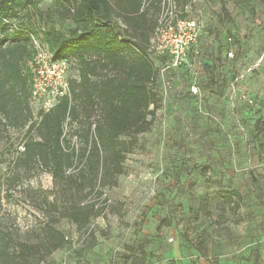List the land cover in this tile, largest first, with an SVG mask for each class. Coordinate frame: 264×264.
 <instances>
[{"label":"rangeland","instance_id":"obj_1","mask_svg":"<svg viewBox=\"0 0 264 264\" xmlns=\"http://www.w3.org/2000/svg\"><path fill=\"white\" fill-rule=\"evenodd\" d=\"M163 1L156 0L160 30L172 12L196 20L198 39L182 63L167 68L169 56L153 35L152 87L159 97L153 124L137 136L116 186L102 196L79 195L103 208L88 226L79 229L44 203L45 196L53 200L55 185L45 168L21 166L29 125L0 128V236L39 242L54 222L68 243L45 264H264V131L257 128L264 130V4L174 0L167 11ZM38 6L43 17L21 10L14 26L38 31L49 22L64 34L76 27L61 17L58 0ZM101 114L98 108L92 120ZM76 127L66 132L79 149ZM78 163L68 173L80 170ZM227 188L242 194L238 210L223 201Z\"/></svg>","mask_w":264,"mask_h":264},{"label":"trees","instance_id":"obj_2","mask_svg":"<svg viewBox=\"0 0 264 264\" xmlns=\"http://www.w3.org/2000/svg\"><path fill=\"white\" fill-rule=\"evenodd\" d=\"M61 17L76 27L64 34L45 22L39 30L14 26L22 10L43 17L38 0H0V128H24L28 137L20 157L21 166L38 165L53 177L54 198L44 203L79 229L102 214L95 203L81 196L116 186L125 173L127 154L138 135L151 129L159 97L152 85L156 68L151 57V39L159 23L156 0H58ZM188 3L189 0H175ZM264 4V0H261ZM34 39L45 45L54 59H70V92L49 112L34 119L31 104L32 75L29 62L36 54ZM77 75H71L73 65ZM101 116L92 120L97 109ZM82 141L78 150L66 132ZM81 127V128H80ZM263 132V127L257 123ZM82 163L80 170L68 173ZM70 193L69 198L66 194ZM226 204L239 209L242 194L235 189L220 193ZM68 240L54 222H47L39 242L0 236V264H45L46 257L62 249Z\"/></svg>","mask_w":264,"mask_h":264},{"label":"built area","instance_id":"obj_3","mask_svg":"<svg viewBox=\"0 0 264 264\" xmlns=\"http://www.w3.org/2000/svg\"><path fill=\"white\" fill-rule=\"evenodd\" d=\"M166 4L168 11L169 7L174 6L175 1L164 0L163 7ZM166 15H162L161 25ZM164 21L166 24L162 25L161 30L158 26L155 33L156 36L160 35L158 49L169 56L167 68H170L185 60L190 46L198 39L200 26L196 20L178 18L172 12ZM34 43L37 51L29 62L28 69L32 75L31 104L37 108L39 114V112H49L64 97L71 95L69 80L71 62L70 59H54L49 50L42 47L38 40L34 39Z\"/></svg>","mask_w":264,"mask_h":264}]
</instances>
